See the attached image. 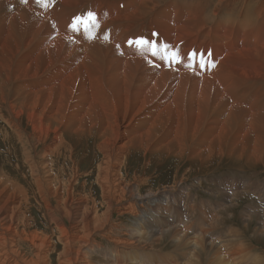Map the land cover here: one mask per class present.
I'll list each match as a JSON object with an SVG mask.
<instances>
[{
    "label": "bare ground",
    "instance_id": "1",
    "mask_svg": "<svg viewBox=\"0 0 264 264\" xmlns=\"http://www.w3.org/2000/svg\"><path fill=\"white\" fill-rule=\"evenodd\" d=\"M90 15L95 23L85 30L77 22ZM0 136L11 158L21 153L14 167L31 195L43 200L47 184L55 187L64 201L57 210L66 217L76 218L69 208L82 200L79 178L95 176L100 196L91 186L78 213L131 244L103 248L90 241L92 233H55L59 244L68 242L63 248L73 262L153 264L155 253L146 247L155 244L187 249L186 264H203L205 254L214 264H264V251L254 254L253 244L264 241V0H0ZM163 168L174 171L173 184L143 196L137 185L151 190L153 171ZM194 174L197 183L190 181ZM207 179L230 183L231 196L223 186L217 191L238 198L237 207L242 199L258 203L242 211V229L225 237L220 231L222 241L210 242L201 233L186 237L182 226L155 232L145 223H156L161 212L171 217L167 207ZM189 183L193 188L173 192ZM20 195L29 197V190ZM122 208L153 214L114 224ZM189 213L187 230L200 224L192 205ZM1 236L0 230V248L7 244ZM47 238L35 244L51 245ZM19 255L25 258L9 259L44 264L40 255L36 262H27L22 249Z\"/></svg>",
    "mask_w": 264,
    "mask_h": 264
},
{
    "label": "rangeland",
    "instance_id": "2",
    "mask_svg": "<svg viewBox=\"0 0 264 264\" xmlns=\"http://www.w3.org/2000/svg\"><path fill=\"white\" fill-rule=\"evenodd\" d=\"M176 34H177V32H175V35ZM205 75H207V74H205ZM17 147H18V145H17ZM7 148H9V143L3 142V139L0 136V230L5 233V236L7 239V241H6V239H4V237L1 236L2 240H5L7 244L2 245V247L0 248V249H3L0 251H4L3 252L4 254L2 252H0V255L2 254V256H0V264H14L13 261H11L9 259V258L13 257L14 255L20 256L21 258H25V257L19 255L20 249H22V252L27 254V258H29V259H27L28 261L26 260L27 262H29L31 260L35 261V259L37 260V255H40L41 259L44 260V261H42L44 264L48 263V261L51 264H64V263L65 264H71V263L72 264H81V261L80 262L79 261L73 262L71 260L72 258L69 257L70 253L68 252V250L63 248L65 246L67 247L68 242L66 243L65 246H63L62 244H59L57 242L60 235L56 237L55 233L60 234L61 232H64V230L66 232L68 231L67 234H69V235H74L76 233L75 235L81 234L79 236H85L87 234L92 233V235H91L92 239L90 241H93V244H96L97 246L100 244L103 245V248H106L109 246H114V245H116V246L119 245L120 247L126 248L131 244V243H126V242H129V239H127V237H123V236L120 237L114 233L113 234L107 233L104 235L101 231H98L95 226L93 227V226H91V224L89 225V222H88L89 220H87L89 218H87V217L83 218L82 212L78 213V208L84 202L85 197L89 193V191H87V190H89L91 186H93L94 190H96L94 192V195L97 197L100 196V188L96 187V184L94 183L95 176L93 174H90L88 179H86L87 178L86 175H82L83 177L79 178V180H81V181L79 182V187L76 188L78 191V193L76 191V194L82 198V200H81L82 202L80 200H78V198H75L76 202L71 201L69 209H70L73 217H74V214L76 212V218H72L71 216L66 217L63 214L59 213V211L57 210V209L60 210V207H61L60 205H63L64 201H60L61 199H58L60 197H57L56 195H54L53 189L55 187L51 186L50 184H47L49 187L46 189H48V191L50 190V192H46V194L41 195L44 198L43 200H40L41 198L38 199V197L36 198L34 195H31L32 190L30 189L29 183L27 181H23V179L21 178L22 174L16 172L15 167H14L16 160L18 157H20L21 153H18L16 156L13 154V157L11 158V156L7 153ZM18 149L20 150V148H18ZM8 160L10 161V163H8ZM87 162H85V164H87ZM20 167H21V165H20ZM134 171L135 170H133L132 173ZM216 171L217 170L209 172L208 174H212L213 172H216ZM157 172L158 171H153V173H152L153 175L154 174L155 175H154V177H152L153 178L152 183H150L151 190H147V188L145 186H142L140 188V186L137 185L138 190L139 191L141 190V193L143 196L149 192L157 191L158 189H160L158 193L161 194V193H163V190H161V189L164 186L173 184L172 176L174 174V171H172V168H169V170H166V168H163L162 170H159L158 173ZM221 172H223V171H221ZM225 172L226 173L227 172L233 173L232 171H225ZM197 175L198 174H194V176L191 178L190 181L196 182L195 177ZM10 178L12 181L17 180V182L20 184L14 185L13 187H11L10 180H9ZM212 178L213 177H209V179H212ZM209 179H207V181ZM92 181H93V183H92ZM207 181L203 184L196 185V188H197L196 191L197 192H193L191 194V197L193 196V198H195L196 194H198L200 199L197 201L193 200V198H191L190 195H188L187 199L185 198L187 196V194H186L187 191L185 192V189L189 190L190 188H193V185H192L193 183H191V184L189 183L187 185H184V186H182L183 188H180V186H178L179 188H177L173 192L176 191L177 194L184 193V192L185 193L181 198L177 197V200L171 206L167 207L172 212V213H170L171 217L168 216L167 214H162V212H161V214L160 213L156 214L158 216L157 219H159L156 221V223L153 221H146L145 223L151 222L155 226L154 228H156L155 232L158 231V228L160 226H162L161 230H163L165 227H167V224H171V226H174V224H175L178 227L182 226V228L184 227L183 228V230H184L183 234L186 237L187 236L192 237L194 234H200L201 233L200 235L202 237L208 239V240H211L210 242H212V240H213L212 237L214 239L217 238V239H215V242L222 241L221 238L220 239L218 238L219 237L218 232H220V231H221L220 233L223 234V237H225L228 230L230 231V229L236 230V227H240L242 229L243 228V225L241 222L242 211L244 210V212L246 211L247 213L252 212V207L257 208L258 203L247 201L246 199H242L239 202V206L237 207V203H238L239 199L230 197L231 196V194H229V189L231 186L230 183H225L223 185L222 184L213 185L211 182H209V181L207 182ZM83 182H85V183H83ZM219 186L225 187L224 192H228V194L230 196H227L225 198H221V196H220L221 192L217 191V187H219ZM22 189L29 190V197H25V196L20 195V190H22ZM143 192H145L146 194ZM80 193H81V195H80ZM188 199H190V201ZM25 200H26V203L24 202ZM191 205L193 206V209L195 210V213L197 215L196 219L200 221V224H198L197 227L195 226V228L187 230L186 227H188L193 222V219H194V214L192 217L189 213ZM148 209H150V208H148ZM197 209L199 210V212ZM124 212H125V214H124ZM127 212H128L127 210H124L122 208L120 210V213L115 214L113 216L112 222L114 224H117L116 222H118V223H125L127 225H132L133 223L137 222V221H135V219L140 217L139 221H143V220H145V216H149V215L153 214V213L149 212V214L145 213L146 215L145 214L142 215V213L140 212L141 214L139 216V214H130ZM256 212H257V210L255 211V213ZM240 216H241V218H240ZM79 217H80V219H79ZM81 217L83 219H81ZM169 217L171 219H169ZM249 219L250 218H248V220ZM146 220H147V217H146ZM226 221H229V223H226ZM211 226H213L215 231L213 230L212 233L210 232L207 235L204 233V235H203V232L208 231L209 227H210L209 230L212 229ZM69 228H70V230H69ZM88 228H90V230ZM182 228H181V230H182ZM23 229L24 230L26 229V233ZM61 229H63V230H61ZM173 229H175V227ZM96 230L98 231V233ZM165 230H167V229H165ZM70 231L71 232L73 231L72 233H74V234H71ZM28 232H30V233H28ZM21 233H23V234H21ZM62 234H64V233H62ZM42 235H45L46 238L51 237V240L53 239V242L49 246H53L56 248L53 249L51 252H50L51 249L49 250L46 248L49 246H46V245L43 246V245H41V243H38L37 245L35 244V241L37 239H41ZM246 236H247L246 237L247 241L248 240L252 241L250 239L251 238L250 234H247ZM122 241H123V243H122ZM55 242L57 243L56 246H55ZM121 244H123V245H121ZM125 244H126V247H125ZM253 244H254V246H256L257 248L260 249V250L256 249L254 254L261 253V250L264 251V241H260V242H258V244H255V242H253ZM171 246L170 247H168V246H156L155 244H151V247L150 246L146 247L147 249L149 248L148 250H153L155 253V255H154V253L151 252L156 257L154 259L153 264H160L161 262H162L161 264H169L170 262H171L170 264H175L176 262H177L176 264H186L188 262V259H187L188 258L187 257L188 256V253H187L188 250L187 249L179 251V250L172 248ZM5 247L7 250L4 249ZM154 248H156V250ZM157 248L159 250H157ZM64 250H66L67 252H65ZM157 251H158V253L156 254ZM8 252H9V255H8ZM60 252L61 253L63 252L62 254H64L62 257L64 259V261H63V259H59L60 257L58 258V256H59L58 254H60ZM6 256L8 257V259ZM31 256H32V258H31ZM91 257L97 258L93 253L91 254ZM19 259L16 260L17 261V262H15L16 264L18 263V261L22 260V259H20V260ZM200 260L202 261L203 264H214L213 260H211L209 258V256L206 254L204 255V257H200ZM5 261H7V262L5 263ZM172 261L174 263H172ZM18 264H20V263H18Z\"/></svg>",
    "mask_w": 264,
    "mask_h": 264
},
{
    "label": "snow or ice",
    "instance_id": "3",
    "mask_svg": "<svg viewBox=\"0 0 264 264\" xmlns=\"http://www.w3.org/2000/svg\"><path fill=\"white\" fill-rule=\"evenodd\" d=\"M25 2H27V0H25ZM43 2H44V0H37V3H41V4H42ZM77 23H78V24H79V23H83L84 26H85V30H87L89 24L95 23V17L90 15V18H89L88 21H78ZM146 43H147V42H145V41H136V44H137L138 46H144ZM153 47H155V46L153 45ZM153 54L155 55V52H154ZM195 55H196V54L194 53V54H193V58L195 57ZM170 59H172L174 62H177V63L180 62V60H179V56H178V54H176V53H173V55H172V57H170ZM203 64H204V61H203V58H201V66H203Z\"/></svg>",
    "mask_w": 264,
    "mask_h": 264
}]
</instances>
